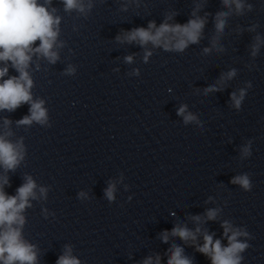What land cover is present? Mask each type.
<instances>
[{"label": "clouds", "instance_id": "clouds-1", "mask_svg": "<svg viewBox=\"0 0 264 264\" xmlns=\"http://www.w3.org/2000/svg\"><path fill=\"white\" fill-rule=\"evenodd\" d=\"M225 5H228L230 0H223ZM66 10L78 9L83 12L84 7L79 0H64ZM236 8H242L239 0H236ZM227 13H218L216 17V30L220 32L224 28L225 21L222 17ZM59 24V18H54L44 6H39L37 0H0V60H11L13 66L19 71V78L13 77L0 83V109L13 110L22 103L31 101L29 89L32 86V81L29 78L28 72L25 69L31 57L29 52L33 51L32 44L39 40L40 44L34 49L35 52L41 53L47 57L50 62L55 63L57 54L52 51L54 42L58 35V31L54 30ZM204 26L203 19L190 20L185 25L176 24L174 26L167 23L161 24L156 28L155 33L151 31L155 28L154 23L148 25V29L138 28L125 36L129 42L139 40L143 44L151 42L154 46L163 44L165 49L170 46L176 50L182 51L189 43H196L200 37L201 30ZM171 34V35H169ZM175 41L172 44V41ZM207 51V49L205 50ZM129 61L131 57L127 58ZM7 72V68L0 69V77H3ZM229 77L233 73L228 74ZM243 96V93H241ZM235 100V96L233 97ZM237 106L239 100L235 101ZM43 101L34 102L31 104L29 117H25L18 123L31 124L32 121L43 123L46 119V112L42 107ZM183 108L180 109L182 114ZM192 119L191 116H186L185 120ZM7 124L8 121H5ZM10 134V133H8ZM7 135V134H6ZM22 158L17 146L6 141L3 136H0V164H3L6 169H13ZM244 187L248 186L247 178H238L237 181ZM7 183V180H4ZM35 183L29 177L27 182L21 186L17 192V196H6L2 187H0V260L3 264H34L36 256L32 250V246L27 245L21 240L19 228H14L13 225H23L24 217L20 214L28 205V198H35L34 188ZM45 189H41L44 193ZM107 196L112 199V188L107 190ZM208 219H214L215 211L208 212ZM199 220V217H194ZM225 235L231 230L230 226L225 222ZM199 232V228L196 229ZM239 231H234L229 239L228 247H221L219 240L213 243L211 235H204V245L198 250L202 253L211 256L212 264H239L238 253L243 251L245 244L237 242V236L241 235ZM172 235H179L182 239L187 240L191 237L195 240V234L190 232L186 227H175L172 230ZM165 242L167 241V233L163 235ZM182 249L177 247L173 252L168 264H191L187 258H182ZM57 264H79V261L70 256V250L62 256ZM144 264H151V260H146Z\"/></svg>", "mask_w": 264, "mask_h": 264}]
</instances>
